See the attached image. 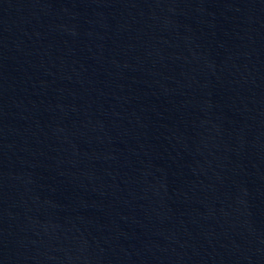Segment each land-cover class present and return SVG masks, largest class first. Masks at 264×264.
I'll list each match as a JSON object with an SVG mask.
<instances>
[{"label":"water","instance_id":"1","mask_svg":"<svg viewBox=\"0 0 264 264\" xmlns=\"http://www.w3.org/2000/svg\"><path fill=\"white\" fill-rule=\"evenodd\" d=\"M0 264H264V0H0Z\"/></svg>","mask_w":264,"mask_h":264}]
</instances>
